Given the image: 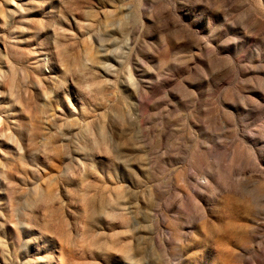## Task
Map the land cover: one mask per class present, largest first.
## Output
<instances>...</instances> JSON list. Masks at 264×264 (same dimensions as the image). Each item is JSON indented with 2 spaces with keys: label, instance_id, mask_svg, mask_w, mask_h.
Returning <instances> with one entry per match:
<instances>
[{
  "label": "rangeland",
  "instance_id": "1",
  "mask_svg": "<svg viewBox=\"0 0 264 264\" xmlns=\"http://www.w3.org/2000/svg\"><path fill=\"white\" fill-rule=\"evenodd\" d=\"M0 264H264V0H0Z\"/></svg>",
  "mask_w": 264,
  "mask_h": 264
}]
</instances>
